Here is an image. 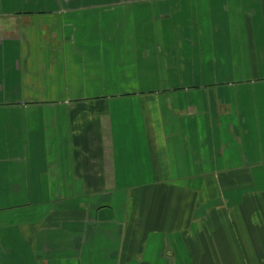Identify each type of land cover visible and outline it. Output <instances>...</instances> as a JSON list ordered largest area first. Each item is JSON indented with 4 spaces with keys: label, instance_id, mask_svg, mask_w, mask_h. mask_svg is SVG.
I'll return each instance as SVG.
<instances>
[{
    "label": "crops",
    "instance_id": "crops-1",
    "mask_svg": "<svg viewBox=\"0 0 264 264\" xmlns=\"http://www.w3.org/2000/svg\"><path fill=\"white\" fill-rule=\"evenodd\" d=\"M0 264H264V0H0Z\"/></svg>",
    "mask_w": 264,
    "mask_h": 264
}]
</instances>
